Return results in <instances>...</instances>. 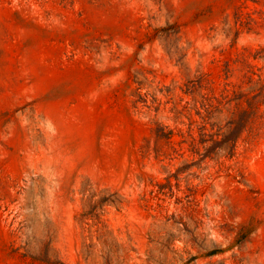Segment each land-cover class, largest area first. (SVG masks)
Here are the masks:
<instances>
[{
	"label": "rangeland",
	"instance_id": "obj_1",
	"mask_svg": "<svg viewBox=\"0 0 264 264\" xmlns=\"http://www.w3.org/2000/svg\"><path fill=\"white\" fill-rule=\"evenodd\" d=\"M190 258L264 264V0H0V264Z\"/></svg>",
	"mask_w": 264,
	"mask_h": 264
},
{
	"label": "trees",
	"instance_id": "obj_2",
	"mask_svg": "<svg viewBox=\"0 0 264 264\" xmlns=\"http://www.w3.org/2000/svg\"><path fill=\"white\" fill-rule=\"evenodd\" d=\"M147 96L143 98H141L143 100V102L147 103V99H146ZM178 115H181L182 113L181 112H176ZM157 128H158V132H162V138H165L166 140H171L172 139V132H169V133H165V130L167 127L165 126H162L161 124H158L157 125ZM230 143H231V139H227V143L225 144V150H230L231 152V149L233 150V148L230 146ZM218 253V251H214V252H211L210 253V256H214ZM195 261L194 258H190L188 260H185V262L183 264H192L193 262ZM210 264H225L223 262H220V263H210Z\"/></svg>",
	"mask_w": 264,
	"mask_h": 264
}]
</instances>
